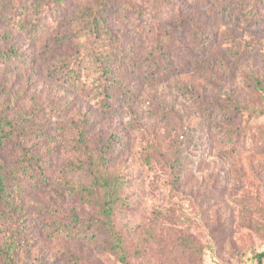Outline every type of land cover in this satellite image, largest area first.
I'll return each mask as SVG.
<instances>
[{
	"label": "rangeland",
	"instance_id": "1",
	"mask_svg": "<svg viewBox=\"0 0 264 264\" xmlns=\"http://www.w3.org/2000/svg\"><path fill=\"white\" fill-rule=\"evenodd\" d=\"M3 51L0 264H257L264 0H0Z\"/></svg>",
	"mask_w": 264,
	"mask_h": 264
},
{
	"label": "trees",
	"instance_id": "2",
	"mask_svg": "<svg viewBox=\"0 0 264 264\" xmlns=\"http://www.w3.org/2000/svg\"><path fill=\"white\" fill-rule=\"evenodd\" d=\"M224 13V10L220 11V14L222 15ZM230 17H233L230 15ZM250 47V43L244 42L243 44H239V50L238 52L247 50V48ZM2 56H4L6 53L0 52ZM12 53V52H11ZM7 58H10V55H5ZM250 82L251 86L254 88V90L258 93H260L264 98V84L263 81H261L256 76L250 75ZM244 108H247L246 106ZM251 110L254 112L252 113L255 116H263L264 117V105L261 107H252ZM9 123L7 121H3L0 119V144H2L5 140H7L9 133H6L5 130H3L4 126H7ZM81 141L84 142V140L81 138ZM178 169V168H176ZM9 173V171H4V168L0 165V200H4L6 202H10L12 191L8 190L7 185V177L6 173ZM21 180L19 179V182ZM18 182V184H19ZM117 182L112 181L111 179L105 178L102 184V188H104V195L103 197V212L106 217H110L113 213L114 206L118 205V202H124L123 199L118 195L117 192ZM112 250L114 252V255L118 259V261L121 264H130L128 260V252H126L122 245V239L121 237H117L114 235L113 241H112ZM10 248H13V242H9L8 247L6 248L5 255H8V262L12 259L10 256ZM255 258L257 260V264H263L264 259V250L259 251L255 253Z\"/></svg>",
	"mask_w": 264,
	"mask_h": 264
},
{
	"label": "crops",
	"instance_id": "3",
	"mask_svg": "<svg viewBox=\"0 0 264 264\" xmlns=\"http://www.w3.org/2000/svg\"><path fill=\"white\" fill-rule=\"evenodd\" d=\"M263 264H264V259H263Z\"/></svg>",
	"mask_w": 264,
	"mask_h": 264
}]
</instances>
